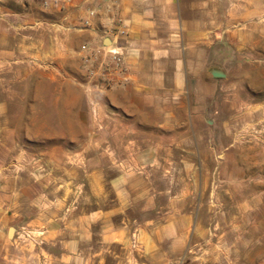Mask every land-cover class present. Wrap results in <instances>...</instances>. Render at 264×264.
<instances>
[{"label": "crops", "instance_id": "crops-1", "mask_svg": "<svg viewBox=\"0 0 264 264\" xmlns=\"http://www.w3.org/2000/svg\"><path fill=\"white\" fill-rule=\"evenodd\" d=\"M44 2L0 0V42L16 38L24 26L45 23L47 74L61 88L69 83L71 57L80 55V68L88 51L98 46L120 45L127 71L109 76L97 97L100 114L94 134L99 141L83 146L103 153L85 161L95 168L87 182L96 201L88 204L81 195L77 197L81 202L69 204L67 199L74 196L66 191L65 182L62 193L51 195L56 200L50 196L47 205V183L41 182L42 189L35 191L37 181L30 176L23 182L19 174L0 172V264H172L183 243L179 233L190 226L172 217L162 223L133 219L130 210L144 206L138 184L150 168L172 166L169 152L185 150L181 136L197 135L191 88L207 66L204 58L196 65L190 56L205 55L213 38H242L249 32L252 53L264 54V0H47V6ZM31 49L28 53L36 63L41 57ZM15 53L13 45L0 43L1 66L3 56H11V61ZM93 85L89 80V89L94 90ZM4 111L0 107V113ZM0 167H5L3 161ZM110 193L111 204L99 202ZM147 199L155 207V196ZM135 226L141 241L133 251ZM12 228L17 233L11 239L5 231ZM28 231L40 237L26 238L23 232Z\"/></svg>", "mask_w": 264, "mask_h": 264}, {"label": "rangeland", "instance_id": "rangeland-1", "mask_svg": "<svg viewBox=\"0 0 264 264\" xmlns=\"http://www.w3.org/2000/svg\"><path fill=\"white\" fill-rule=\"evenodd\" d=\"M2 42L13 45L16 53L11 61V56H3L9 64L0 63V107L5 109L0 113V162L5 163L0 172L19 174L23 182L30 176L37 181L35 191L42 189L41 182L47 183V205L51 195L62 193L65 182L74 196L67 199L69 204L81 202V195L87 197L83 202L96 201L87 182L95 168L85 161L102 152L83 146L99 141L94 134L99 116L91 110L97 95L89 89L85 65L77 67L80 55L68 61L69 83L61 88L47 74L45 23L24 26L16 38ZM30 47L41 57L36 63ZM190 58L196 65L204 58L207 67L224 69L227 76L214 77L206 68L202 77L193 79L197 135L181 136L185 150L169 152L172 166L148 170L138 184L144 206L131 209L130 215L142 223L172 217L189 224V231L179 233L183 243L172 264H264V54L252 53L249 32L242 38H213L205 55ZM185 92L189 95L187 88ZM148 195L155 196V207ZM111 198L110 193L99 202L111 204ZM136 228L131 231L132 245L135 239L141 241ZM23 233L26 238L40 237Z\"/></svg>", "mask_w": 264, "mask_h": 264}, {"label": "built area", "instance_id": "built-area-1", "mask_svg": "<svg viewBox=\"0 0 264 264\" xmlns=\"http://www.w3.org/2000/svg\"><path fill=\"white\" fill-rule=\"evenodd\" d=\"M57 1V0H56ZM44 5L47 6V0ZM123 34L124 31H121ZM120 45L106 47L98 46L88 51L84 56V65L87 68L88 78L94 81L93 92L97 97L103 94V89L109 84L107 82L109 76L114 74H122L127 71L126 57ZM99 101L95 100L92 103V113L94 116H99ZM133 249L140 248V242L135 239L132 245Z\"/></svg>", "mask_w": 264, "mask_h": 264}, {"label": "water", "instance_id": "water-1", "mask_svg": "<svg viewBox=\"0 0 264 264\" xmlns=\"http://www.w3.org/2000/svg\"><path fill=\"white\" fill-rule=\"evenodd\" d=\"M107 42L108 43H106V45L108 46L111 43V40L107 39ZM207 70L214 77L225 78L227 76L226 71L218 67L208 66ZM14 232H15V229L12 228L9 232V236H13Z\"/></svg>", "mask_w": 264, "mask_h": 264}]
</instances>
